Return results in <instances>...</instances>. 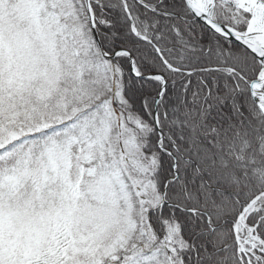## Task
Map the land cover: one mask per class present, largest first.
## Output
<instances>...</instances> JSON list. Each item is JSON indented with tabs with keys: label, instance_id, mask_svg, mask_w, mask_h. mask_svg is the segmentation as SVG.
I'll use <instances>...</instances> for the list:
<instances>
[{
	"label": "snow or ice",
	"instance_id": "1",
	"mask_svg": "<svg viewBox=\"0 0 264 264\" xmlns=\"http://www.w3.org/2000/svg\"><path fill=\"white\" fill-rule=\"evenodd\" d=\"M0 264H264V0H0Z\"/></svg>",
	"mask_w": 264,
	"mask_h": 264
}]
</instances>
